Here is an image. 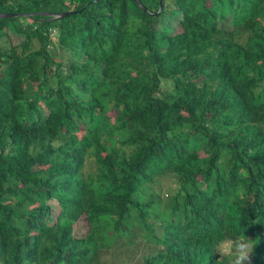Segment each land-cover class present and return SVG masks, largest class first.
I'll use <instances>...</instances> for the list:
<instances>
[{"label": "trees", "instance_id": "16d2710c", "mask_svg": "<svg viewBox=\"0 0 264 264\" xmlns=\"http://www.w3.org/2000/svg\"><path fill=\"white\" fill-rule=\"evenodd\" d=\"M138 1L0 0V264H264V0Z\"/></svg>", "mask_w": 264, "mask_h": 264}, {"label": "clouds", "instance_id": "9594fccd", "mask_svg": "<svg viewBox=\"0 0 264 264\" xmlns=\"http://www.w3.org/2000/svg\"><path fill=\"white\" fill-rule=\"evenodd\" d=\"M214 249L221 258L231 257L233 264H246L250 261L253 246L244 235L234 234L231 237L217 239Z\"/></svg>", "mask_w": 264, "mask_h": 264}, {"label": "rangeland", "instance_id": "374dc122", "mask_svg": "<svg viewBox=\"0 0 264 264\" xmlns=\"http://www.w3.org/2000/svg\"><path fill=\"white\" fill-rule=\"evenodd\" d=\"M169 26H172L173 28V32H176L178 31V25L176 24V21H170L169 22ZM50 37L52 40H54V37H55V34L52 32L50 34ZM110 116H113V112H109ZM92 163H87L85 164V167H84V170L87 171V170H91L92 169ZM160 187H161V190L163 193L166 192V189L168 187L171 186V183H170V180L169 179H162L161 182H160ZM164 196V195H163ZM152 246V245H151ZM125 249H123L122 251L124 252ZM128 252H127V255H128V261L127 263L128 264H135L136 260L139 258L140 255H142L143 253H145L146 251L147 252H150L151 251V247L150 249H148L144 242L141 240H138V237H136V242L134 245L132 246H129L128 247ZM124 257L121 256V259H123Z\"/></svg>", "mask_w": 264, "mask_h": 264}, {"label": "water", "instance_id": "95a60500", "mask_svg": "<svg viewBox=\"0 0 264 264\" xmlns=\"http://www.w3.org/2000/svg\"><path fill=\"white\" fill-rule=\"evenodd\" d=\"M136 3H139L138 0H134ZM161 0H159V4H158V9H160L161 7V4H160ZM68 13L70 12H61L60 14L58 15H55L54 17H61V16H66ZM14 15H22V14H14ZM1 16H11V14H1Z\"/></svg>", "mask_w": 264, "mask_h": 264}]
</instances>
